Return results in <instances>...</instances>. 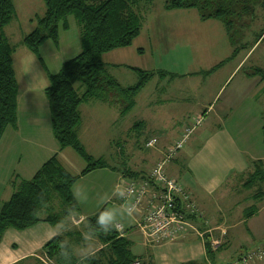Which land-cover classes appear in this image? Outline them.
Wrapping results in <instances>:
<instances>
[{"label":"crops","instance_id":"obj_1","mask_svg":"<svg viewBox=\"0 0 264 264\" xmlns=\"http://www.w3.org/2000/svg\"><path fill=\"white\" fill-rule=\"evenodd\" d=\"M194 9L197 8L166 9V11L177 15L178 18L180 17V19H177L179 22L183 21L179 24L181 28H183L182 24L188 25L190 23L193 25L192 38L196 36V28L203 25L216 26L219 28L220 33L223 31V29H220V24L214 22L220 20L215 18L202 19L198 9L197 16H194ZM186 13H192L191 17H187ZM192 17L195 18L194 22H189L188 18ZM181 35H183L182 32H180ZM209 36L210 31L202 35V37ZM225 36L229 39L231 47L228 51V48L224 46L222 51H231V53L222 57L217 55L220 53L218 49L211 51L204 59L199 60L197 66H192L199 67L196 70L192 69L190 71L192 68L190 67L185 72L171 71L153 65L156 63L155 60L153 63L149 60L142 62L140 59L138 65L126 64L127 60L137 61L139 59L137 57H140L138 53L144 56L147 53V46L150 47L148 44L152 45L153 43V36L149 32V28L143 23L141 34L134 40L132 45L105 53L103 60L110 66L126 65L127 67H139L155 72L163 70L167 73H155L150 78V80H154L155 87L147 86L149 80L138 91L134 106L126 114H122L117 105L101 99L94 98L83 102L80 105L82 121L78 127V133L85 147L87 140L93 139L100 143H114L117 149L116 153L124 154V147L121 144L123 142L121 136L124 126L130 127V129L136 127L137 132L134 136L139 138L145 132L144 128L147 123L149 131L146 130V142L153 136L158 137V142L154 147L146 145L148 148H153V152L138 159V162L135 163L136 166L139 165L137 169L130 168L144 175L149 173L164 158L166 152L172 146L185 138L181 137L183 133L190 131L187 133L189 135V133L196 132L194 141L196 140L197 143L195 146L188 151L181 148L175 157L166 164V171L169 176L179 180L186 190L191 193L192 199L197 204L201 216L193 218V224L202 231H208L207 234L210 238L220 237L222 231L227 232L225 235L227 237L231 230L243 226L246 229L247 236L249 235L251 239L252 237L261 239L264 238V199L255 200L253 197L255 194L253 189L261 183L258 182L252 188L244 186L246 178L254 169V162L262 160L264 163V156L256 153V148H260L261 142L264 144V134L260 133L263 132L264 124V100L261 101V96L264 95V78L260 74H251L254 67L248 71L243 70L244 64L247 63L246 57L259 40L251 46L249 44L244 47L240 46L235 52L236 46L226 30ZM201 43L203 42H197L198 49H200ZM188 45H191V43L188 42ZM133 46L135 48H132ZM242 47L249 48L247 54L241 60L235 61ZM153 52L152 49V55ZM28 59L32 60V57ZM37 61V68L33 71L29 68L30 81L28 80L25 83L24 92H22L19 83L17 125L9 126L0 142V177H4L0 180L5 181L8 188L17 176L25 179L32 178L39 168L55 153H59V157L63 162L66 161L68 164L75 162L71 154L67 153L68 148L61 150L53 135L50 105L45 94V88L49 84V76L47 70L41 67V62ZM233 62L235 64H232ZM228 66L229 68L225 70ZM185 67H188V62ZM213 68L215 69L212 70ZM59 70L49 71L56 73ZM208 70L212 71L206 73ZM112 74L123 86H126L125 84H129L127 86L135 85L139 80L138 74H131L130 81L127 78L123 79L122 77L121 79L114 73ZM175 79L182 80L176 82ZM235 80L236 84L225 92L227 86ZM172 83L179 85V87L173 88L170 86ZM190 105L192 106L190 107ZM260 106H262V111L259 109ZM86 115L90 120L88 123L85 120ZM130 115L132 127L125 123ZM191 115H195L197 121L201 119V122L196 126L194 124L190 125L188 119L192 118ZM260 118H262V121ZM198 125L202 127L199 129L197 128ZM254 127L256 129L253 135ZM113 130H115L116 135L107 133V131L113 133ZM119 131L120 133H118ZM91 154L94 157L104 156L95 154L93 151H91ZM144 164L147 167H144ZM109 169L117 172L116 169ZM97 170L98 168L83 175L73 187L81 206L80 214L76 215L81 222L106 205V203H99L100 199L98 201L89 199L90 203L93 204L91 208L94 209L96 206H100L99 209H94L95 211L89 215L83 211L80 198L77 196L76 189L79 181ZM119 174V180L121 176L130 178L125 176L124 171H119ZM233 179L239 181L241 188L238 192L243 199L252 198L259 201L257 212L248 218L245 217L244 209L234 215H228L223 210H218L221 207L217 205L218 202L225 198L222 188ZM103 198L107 202L108 197L104 196ZM119 199L121 200V195ZM4 201L6 199H2V202ZM213 214H219V219L216 220ZM112 221L122 223L125 230L127 229V225L119 219ZM131 226H134V224H131ZM74 229L82 230L83 228L81 229V224H74L70 221L68 224L57 225L40 222L25 230L10 228L5 232L0 242V264H48L41 253L43 246L55 235ZM134 231H137V229ZM85 239L81 245L76 244V249H85L90 246H93V249L82 255L92 253L101 247L100 243L92 237L86 236ZM142 242L146 247V251L139 256H142L151 264H184L205 261L208 264H219L220 261L222 263L230 262L245 254L241 253L235 257L233 255L227 257V250L224 249L218 253L217 263L209 261L205 237L199 236L195 231H189L185 236L175 241L158 244H147L146 240H142ZM223 242L225 243V240ZM256 248L264 249V247ZM259 259L243 264H259V262L264 264V256Z\"/></svg>","mask_w":264,"mask_h":264},{"label":"trees","instance_id":"obj_2","mask_svg":"<svg viewBox=\"0 0 264 264\" xmlns=\"http://www.w3.org/2000/svg\"><path fill=\"white\" fill-rule=\"evenodd\" d=\"M43 1L45 12L34 19L36 26L26 34L24 44L48 72L49 84L45 88V94L50 105L53 135L60 149H74L87 162V166L79 174H74L63 163L59 153H55L32 178L17 176L12 182L14 191L11 197L4 201L0 208V242L10 228L25 230L40 222L53 225L68 224L71 217L81 211L73 191L74 184L94 169H117L107 159L94 157L82 143L78 133L82 121L80 105L96 98L120 105L121 113L126 114L134 106L138 91L150 78L155 73H167L163 70L155 72L130 67L138 74L139 80L135 85L125 87L109 72L108 65L103 60L104 53L133 44L143 28V12L150 9L154 0ZM259 4L264 6V0H165L164 5L168 10L197 8L202 19L220 20L235 44L236 52L240 47L234 33L236 21L238 17L253 14ZM16 13L13 0H0V142L7 128L16 126L18 119L19 82L14 63L16 46L11 44L5 33L6 26ZM70 15H74L80 25L82 50L65 61L58 72L52 73L46 68L40 48L48 40L59 44L60 28H69ZM262 37L264 30L256 41ZM251 74H260L264 78V68L254 67ZM77 83L82 84L83 91H79ZM124 174L130 178L146 175L131 169L125 170ZM258 182L264 183L262 160L254 162V169L246 178L244 186L252 188ZM253 197L255 200L264 199L262 187L257 189ZM250 208L245 211L246 218L258 210L256 204ZM82 226V230H69L52 237L41 251L45 259L53 264H134L137 260L141 261L140 264H151L133 252L132 240L128 238L126 231L121 233L116 229L115 222L107 216L106 206L94 215L86 217ZM86 236L95 239L101 247L92 253L78 255L76 244L81 245ZM210 239L206 234L207 255L209 261L217 263V256L223 244L214 248Z\"/></svg>","mask_w":264,"mask_h":264},{"label":"rangeland","instance_id":"obj_3","mask_svg":"<svg viewBox=\"0 0 264 264\" xmlns=\"http://www.w3.org/2000/svg\"><path fill=\"white\" fill-rule=\"evenodd\" d=\"M13 2L16 6L17 13L14 16V18L11 20V22L6 26L5 33L9 38L11 44L16 46V51L14 53L15 70H16L18 82L20 83L21 90L22 92H24L25 83L28 82L30 78L29 68H31L32 71L35 68H37L36 63L38 62L37 60H39L37 56L24 44V38L26 34L32 31L36 26V20H34L36 16L44 14L45 3L43 0H13ZM164 4H165V0H154V3L150 7V9L143 12L144 15L143 23L149 28V32L151 36H153V43L151 45L148 44L147 42V44L150 47L147 46V53H145L144 56L138 53L140 57H137L139 58L137 61L127 60L128 62H125L126 64L138 65L140 59L142 60V62L149 60V62H153V63L155 60L156 63L153 65H157L162 68H167L170 69L171 71L185 72L190 67L197 66L199 60L204 59L205 56L211 51H215L216 49H218L220 53H218L217 55L222 57L228 53L229 54L231 53V51L228 52L229 47H231V44L229 39L225 36L226 29L224 28V25L220 21H214V22H218V24H220L221 26L220 29H223L221 33L219 31V28H217L216 26L203 25L200 26L199 28H196V36L192 38L191 33L193 30L192 28L193 25L190 23L188 25L182 24L183 28H181L179 24L180 22L182 23L183 21L179 22L178 19H180V17L178 18L177 15L168 13V11H166V8L164 7ZM197 12H198L197 9H194L193 12L194 16H197L198 14ZM186 14L187 17H191L192 13H186ZM194 19L195 18L193 17L188 18V21L194 22ZM68 21H69L68 29H63L62 27L60 28V38L58 45L54 41L48 40L40 48V55L44 59L46 68L51 71H56L60 69L62 67L63 61H67L68 59H71L72 57L80 53L82 50L81 31L78 20L74 15H70L68 17ZM236 22L237 25L235 26L234 33H235V39L238 41V45L244 47L246 44H249V46H251L252 44L255 43L258 35L264 30V6L260 4L256 5L255 12L253 14L243 17H238ZM207 31H210V36L202 37L203 33ZM180 32H182L183 35L180 36ZM205 41L207 42L205 43ZM188 42H190L191 45H188ZM197 42H203L200 45V49H198ZM224 46L228 48L227 52L222 51V47ZM243 47L239 50L238 57L235 59V61L241 60L244 57V55L247 54L249 48L248 47L243 48ZM132 48L135 47L133 46ZM152 49L154 51L153 55L151 53ZM29 57L30 58L32 57V60H29L28 59ZM246 60L247 63L244 64L243 70L248 71L256 66H260L264 68V37H262L259 40V42L252 48V51L250 52L248 57H246ZM187 62H188V67L186 68L185 64H187ZM232 64H235V62H233ZM40 65L42 68H44L42 64ZM107 65L109 72L111 74L114 73L117 77L121 79L123 77V79L127 78L128 81H130L129 79L131 74L137 75L135 71H132L131 68L127 67L126 65H117V66H113V65L110 66V64ZM229 66L226 67L225 70H227ZM192 69L196 70L199 69V67H192L190 71ZM39 70L41 69L39 68ZM151 80L148 82L147 86L155 87L154 80L152 81ZM181 80L182 79H175L174 81L179 82ZM235 84H236V80L227 86L225 92H227ZM125 85L127 86L129 84H125ZM76 86L78 87L79 91H83L84 88L82 87L81 83H77ZM170 86H172L173 88L179 87V85L174 83L170 84ZM125 98L127 99V96H125ZM263 100H264V95L261 96V101ZM191 106L192 105H190V107ZM117 107L120 108V105H117ZM259 109H261L260 111H262V106H260ZM195 117L196 116L194 115L192 116V118L188 119L190 125L194 124L196 126L198 124L197 119L195 120ZM128 118L129 119H126L125 123H128L132 127L131 115ZM261 119L262 118H260V120ZM85 120L87 123L90 122L88 115H86ZM211 120L213 121V119ZM201 127L202 126L200 125L197 126V128L199 129ZM135 129L136 127L134 129L133 128L130 129V127L128 126H124L123 128V133L121 136L123 142H121V144L124 147V154L116 153L117 149L114 143L113 144H109L108 142L100 143L94 141L93 139L87 140L86 149L88 150V152L91 153V151H93L95 154L104 155L103 156L104 159H107L110 164L116 166L117 172L109 168H104V169L98 168L97 171H93L90 175L86 176L84 179H81V181H79L78 183L79 185H77L76 191L78 198H80L79 200L81 202L83 211L89 215H91L90 213L95 211L94 209L97 210L100 207V206L98 207L96 206L94 209L91 208V205L93 204L90 203L89 199H93L95 201H98L100 199L99 203H103V204L106 203L105 206H106V212L108 218L110 220L119 219V221L127 225V229L125 230L126 231L125 233L128 236V238H130L134 242V246H132V250L135 254L141 255L144 254L146 251V247L142 242V240L145 241V239L143 237L142 232H140L134 226H131V224L135 223L134 216H136L137 214L135 215L129 214V212L127 211V205L123 203L122 199L121 200L119 199L123 191L124 185L130 181V178H124L122 176L119 180V176H120L119 171L129 170L130 168L137 169L139 165L136 166L135 163L138 162V159L142 158L144 155L148 156V154L153 152V148L146 147L145 134H146V130L149 131L148 124L147 123L145 124V128H144L145 132H143L139 136V138L134 136L137 132V130ZM255 129L256 128L254 127L253 135L255 133ZM183 131L185 130L183 129ZM107 133L116 135L115 130H113V133H111V131H107ZM118 133H120V131ZM187 133L188 131L183 133L184 135L182 134L181 137L184 138L185 134ZM260 133L263 135L262 131ZM195 136H196V132L189 133V135L183 139V145H182L183 150L186 149V151H188L195 146V144L197 143L196 140L194 141ZM135 141L138 142L135 143ZM68 150L69 151L67 153L71 154V157L74 158L75 162H73L72 164H68V162L65 161L63 163L72 173L79 174L84 169V167L87 166V162L84 159H82L74 149L69 147ZM256 153L264 156L263 142H261L260 148L259 147L256 148ZM98 157L99 156H96V158ZM144 167H147L146 164H144ZM2 178L4 177L1 176L0 179L2 180ZM1 180H0V208L3 203L2 199L4 200L9 199L12 195L11 193H13L14 191V188H12L13 187L12 184H10L11 186L8 188L5 181L3 182ZM239 185H240L239 181L237 179H233L227 185H225V187L222 188L223 189L222 191L225 193V198L221 199V202H218L217 205L221 206L218 210H223L224 213H227L228 215L230 214L234 215L237 212L241 211L242 209H244L245 211L251 209L250 207L254 204L259 205V201H255L252 198L243 199L238 192V190H240L239 188H241V186ZM260 187H262V189L264 190V183L257 185L255 189H253L254 192H256L257 189ZM104 196L108 197L107 202H105L106 200H104L103 198ZM91 209L93 210L91 211ZM213 215H215L216 220H218L220 217L219 214H213ZM78 219L79 218L76 215H73L71 217L70 222H73L74 224L77 223L81 224V229H82L83 221L81 222ZM135 229H137V231H134ZM189 231L191 232L192 230L190 229ZM222 239L223 241L225 240V243L222 241L223 245L221 246L222 247L221 251L224 249L227 250L226 251L227 257H232L231 255L235 257L241 253H246L250 249L257 250L256 247H264V238L255 239L252 237L251 239L249 235L247 236L246 229L243 226H239L237 227V229L231 230L230 234L227 237L225 236L222 237ZM92 249L93 246H90L85 249L80 248L78 250L76 249V253L78 255H82L84 253L91 251ZM258 249H262V248H258ZM234 261L235 260L230 262H234ZM47 263L53 264L52 262L49 261H47ZM221 263L222 262L220 261L219 264ZM226 263L228 262L222 264H226Z\"/></svg>","mask_w":264,"mask_h":264},{"label":"built area","instance_id":"obj_4","mask_svg":"<svg viewBox=\"0 0 264 264\" xmlns=\"http://www.w3.org/2000/svg\"><path fill=\"white\" fill-rule=\"evenodd\" d=\"M200 122L201 119L197 121L198 124ZM187 136L188 134L185 135ZM157 142L158 137L153 136L148 139L146 145L154 147ZM182 145L183 139L172 146L145 177L130 178L123 187L121 199L127 205L129 214H137L134 216V227L142 232L147 244L179 240L190 229L203 238L208 233L193 224V216H201V213L191 193L166 171V164L175 157ZM115 226L121 233L125 232L122 223L116 222ZM226 234V231H222L220 237H212L210 239L212 246L219 247L223 241L222 237ZM263 256L264 250H251L241 259L226 264H243ZM140 263V260L134 262V264Z\"/></svg>","mask_w":264,"mask_h":264}]
</instances>
